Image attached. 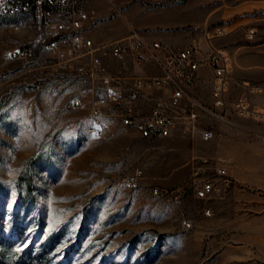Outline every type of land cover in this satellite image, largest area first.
<instances>
[{"label": "rangeland", "instance_id": "1", "mask_svg": "<svg viewBox=\"0 0 264 264\" xmlns=\"http://www.w3.org/2000/svg\"><path fill=\"white\" fill-rule=\"evenodd\" d=\"M80 8L89 19L78 40H116L128 26L178 47L210 38L233 57V96L264 86V0H84ZM35 11L0 16V264H264V123L229 116L209 123L214 138L204 143L179 133L149 141L99 118L105 136L96 137L84 82L43 49L11 56L47 37L48 9ZM193 156L227 160L235 186L225 198L195 199Z\"/></svg>", "mask_w": 264, "mask_h": 264}, {"label": "built area", "instance_id": "2", "mask_svg": "<svg viewBox=\"0 0 264 264\" xmlns=\"http://www.w3.org/2000/svg\"><path fill=\"white\" fill-rule=\"evenodd\" d=\"M83 3L0 0V16L17 18L41 7L48 9L47 37L15 48L11 56L30 59L43 49L59 71L84 82L91 95L90 116L95 120L89 133L104 137L105 122L99 128L96 120L108 118L149 141L179 133L208 143L214 138L209 123H229V116L264 123V106L256 101L264 98V86L244 85L233 96V57L227 49L213 45L212 39L178 47L128 26V33L116 40H78L74 34L88 28L89 15L80 8ZM253 33L248 30L246 35L252 37ZM71 107L79 108L81 103L74 100ZM191 165V187L197 200L223 199L235 186L225 158L193 156ZM154 192L160 193L157 188ZM205 214L211 216V210L207 208Z\"/></svg>", "mask_w": 264, "mask_h": 264}, {"label": "bare ground", "instance_id": "3", "mask_svg": "<svg viewBox=\"0 0 264 264\" xmlns=\"http://www.w3.org/2000/svg\"><path fill=\"white\" fill-rule=\"evenodd\" d=\"M219 33H221V32H219ZM221 34H223V33H221Z\"/></svg>", "mask_w": 264, "mask_h": 264}]
</instances>
